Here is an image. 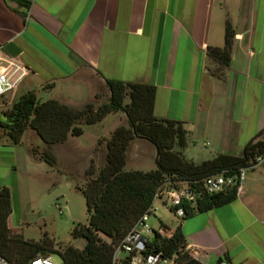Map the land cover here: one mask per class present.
Here are the masks:
<instances>
[{"label":"crops","instance_id":"0c3cea01","mask_svg":"<svg viewBox=\"0 0 264 264\" xmlns=\"http://www.w3.org/2000/svg\"><path fill=\"white\" fill-rule=\"evenodd\" d=\"M226 23L230 63L211 77L205 51L222 47ZM0 46L27 70L20 95L55 93L47 100L75 107L108 92L106 80L153 86L154 117L181 122L185 149L201 142L208 160L241 156L264 129V0H0ZM254 182L230 203L162 223L179 229L201 264H264V173Z\"/></svg>","mask_w":264,"mask_h":264},{"label":"trees","instance_id":"16d2710c","mask_svg":"<svg viewBox=\"0 0 264 264\" xmlns=\"http://www.w3.org/2000/svg\"><path fill=\"white\" fill-rule=\"evenodd\" d=\"M233 37L234 32L226 23L222 47H207L208 76L223 77L230 63ZM105 84L109 96L99 105L88 102L80 109H74L53 99L40 102L35 93L29 91L0 111V132L12 144H17L27 129L32 130L45 145L62 143L69 135H81L80 125L95 124L118 111L123 112L127 123L115 128L104 140L103 165L97 170L87 168L85 171L86 180L81 194L88 215L87 225L76 224L71 230L73 239L84 240L81 249L65 246L56 250L52 249L46 237L32 242L11 235L7 226L11 214L10 192L6 187L0 188V256L9 262L27 264L37 256L56 254L61 264H112L116 246L149 209L160 185L167 183L176 187L179 183H186L192 186L193 181L200 182L224 171L229 174L236 172L256 156H264V140L258 139L263 129L245 145L239 157L218 154L199 163L187 160L181 153L187 145V132L182 123L158 119L153 115V86L117 80H106ZM134 139L144 140L154 147V170H124L127 149ZM33 154L37 153L33 151ZM38 155L48 165H54L55 158L50 152L43 151ZM235 198L233 189L217 195H201L194 205H182V218L230 203ZM159 229L163 234L153 231L150 252L173 257L175 264H201L186 249L184 236L178 228L171 231L159 221ZM219 263L227 264L222 259Z\"/></svg>","mask_w":264,"mask_h":264},{"label":"rangeland","instance_id":"374dc122","mask_svg":"<svg viewBox=\"0 0 264 264\" xmlns=\"http://www.w3.org/2000/svg\"><path fill=\"white\" fill-rule=\"evenodd\" d=\"M22 88L21 85L16 93H8L0 99V111L7 109L13 100L21 96ZM51 96H55V93L48 95L46 92H39L36 98L44 102ZM107 99L108 92L105 91L88 102L99 105ZM83 105L72 104L75 107L71 108L80 109ZM123 115V112L118 111L105 116L95 124L80 125L81 135H69L64 142L51 145H45L30 129L24 131L17 144L10 143L7 136L0 132V142L4 143V147H0V152L4 153L1 156L5 162L10 161L11 164L10 169L5 170L0 166L6 188L10 192L11 214L8 229L11 235H18L32 242L46 237L52 249L56 250H61L65 246L76 249L83 247L84 240L73 239L71 230L76 224L87 225L88 215L81 194V188L86 180L85 171L87 168L97 170L103 165L104 140L120 124ZM258 139L264 140V132ZM33 151L37 154L34 155ZM43 151L53 155L54 165L50 166L40 158L38 154ZM127 152L125 170L133 168L146 172L156 168L155 149L151 144H135L129 151L127 149ZM183 154L187 160L195 163L208 160L212 156L209 147H203L201 142L195 147L190 143ZM138 155L142 156V159L136 162L134 159ZM260 172L264 173V165L247 171L245 182L251 180L252 184H255L254 181L258 180ZM154 206L156 215H151L148 220L153 230L158 229L159 220L171 227L178 223L179 218L167 207L158 201H155ZM50 258L55 264H61L56 254H50Z\"/></svg>","mask_w":264,"mask_h":264},{"label":"built area","instance_id":"2783aa9c","mask_svg":"<svg viewBox=\"0 0 264 264\" xmlns=\"http://www.w3.org/2000/svg\"><path fill=\"white\" fill-rule=\"evenodd\" d=\"M26 68L12 59L1 57L0 46V99L8 93L14 92L20 81L26 76ZM264 165V156H256L248 164L236 172L224 171L217 175L203 178L200 182L193 181L192 186L179 183L176 187L167 183L160 185L154 194L149 209L137 220L132 229L116 246L112 264H175L173 257H165L159 252H150L149 244L153 236V229L148 224L151 215H156L155 201L167 207L177 218L184 216L183 204L194 205L201 195H217L233 189L235 197L244 192L246 172L253 171ZM163 234L161 229H157ZM0 264H13L0 256ZM27 264H55L50 256H37ZM220 264V263H218ZM225 264V263H224Z\"/></svg>","mask_w":264,"mask_h":264}]
</instances>
